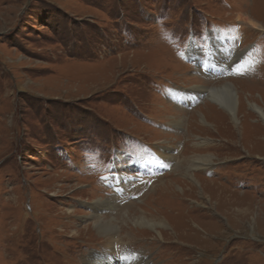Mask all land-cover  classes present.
I'll return each instance as SVG.
<instances>
[{
  "label": "rangeland",
  "instance_id": "374dc122",
  "mask_svg": "<svg viewBox=\"0 0 264 264\" xmlns=\"http://www.w3.org/2000/svg\"><path fill=\"white\" fill-rule=\"evenodd\" d=\"M242 18L264 0H0V264H264V122L201 90L264 96Z\"/></svg>",
  "mask_w": 264,
  "mask_h": 264
},
{
  "label": "bare ground",
  "instance_id": "6f19581e",
  "mask_svg": "<svg viewBox=\"0 0 264 264\" xmlns=\"http://www.w3.org/2000/svg\"><path fill=\"white\" fill-rule=\"evenodd\" d=\"M242 21H243L242 24H240V26H239L240 27L239 32L244 30L245 26L250 27V28L255 29V30L260 29V30L264 31V26L261 24H257L251 18H250V20L249 19L248 20L243 19ZM201 90H205V92H208L206 98L210 102L215 103L218 107H220L222 110H224L225 112H227L230 115V118L234 122V126H236V128L239 129L238 117H239L240 107L242 104L243 105L245 104V105L249 106L250 108H252V110H254V112H256L260 116V118H262V121L264 122V96L260 100H256L255 98H253V96H251L252 93L248 92V94H249L248 98L242 100L241 92H239V90L236 89L233 85L228 84V83L220 85V86L215 87V88L210 89V90H207V88H201ZM199 94L201 95V92H199ZM251 99H253V100H251ZM254 99H255V101H254ZM158 157L162 159V158H164V155L159 153ZM143 158L146 160L144 162H141V164H140L141 169H143V170H145L147 168L155 169L156 164H153L151 162V160H149L150 158L149 159L147 158L146 153L144 154ZM210 158H211V155L208 158L204 157L200 160H202L203 163H205V162L207 163V162H209ZM196 166L197 167H195L196 168L195 171H197V170L199 171V170L203 169L204 168L203 166H205V165L200 163ZM189 168H191V167H189ZM194 175H192L191 181L194 182V184L196 183L199 185V182L196 180V178H193ZM158 181H161V179ZM111 204L112 203H110L109 201L106 203V206L109 208V210L113 209V207L115 206V205H111ZM99 211H100V206L96 205V209L93 211L94 215L92 218L94 220L95 229L98 231V234L100 236H102L106 239L113 238L114 239L113 242H115V238L119 235V229L116 225V220L113 217H112V219L111 218L110 219H104V218L100 217ZM143 215L144 214L132 215L134 217H137L136 219H134V221H136V223H135L136 226H140L141 228H145V226H146L147 228H149L151 230H156L159 228V230H160L159 231L160 233H158L159 237H161V234H162L161 231L162 230L169 228L165 222L160 221L159 223H156L154 221L147 220L146 216H143ZM161 228H162V230H161ZM154 232H156V231H154ZM73 235L75 237L78 236L77 234H73ZM118 241L116 242L114 247L111 246V248H110L111 252L114 254L120 253L121 249H122L121 243ZM136 257L138 258L139 254L133 253V257L126 255L123 259H124V261H126L125 262L126 264H129L130 261H134L135 260L134 258H136ZM92 258H94V256H92ZM99 260H101L100 257H99ZM139 260H140V258H139ZM93 263L94 264H103L102 262H97V261H94ZM118 263H119V261L115 259V264H118ZM147 264H150V263H147Z\"/></svg>",
  "mask_w": 264,
  "mask_h": 264
}]
</instances>
